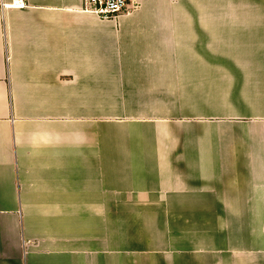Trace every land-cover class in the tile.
Masks as SVG:
<instances>
[{
    "label": "crops",
    "instance_id": "obj_1",
    "mask_svg": "<svg viewBox=\"0 0 264 264\" xmlns=\"http://www.w3.org/2000/svg\"><path fill=\"white\" fill-rule=\"evenodd\" d=\"M0 0V264H264V0Z\"/></svg>",
    "mask_w": 264,
    "mask_h": 264
},
{
    "label": "built area",
    "instance_id": "obj_2",
    "mask_svg": "<svg viewBox=\"0 0 264 264\" xmlns=\"http://www.w3.org/2000/svg\"><path fill=\"white\" fill-rule=\"evenodd\" d=\"M22 0H15L18 3ZM85 5L93 13L104 19L116 18L134 8L129 0H85Z\"/></svg>",
    "mask_w": 264,
    "mask_h": 264
}]
</instances>
